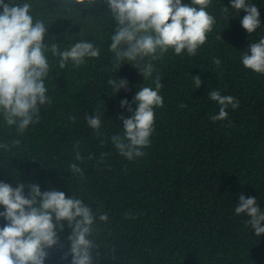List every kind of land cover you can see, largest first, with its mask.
I'll use <instances>...</instances> for the list:
<instances>
[{
  "label": "trees",
  "instance_id": "16d2710c",
  "mask_svg": "<svg viewBox=\"0 0 264 264\" xmlns=\"http://www.w3.org/2000/svg\"><path fill=\"white\" fill-rule=\"evenodd\" d=\"M22 2L31 3L34 22L43 20L49 27V47L56 43L63 51L85 40L100 55L86 57L79 67L69 61L61 69L59 57L45 53L51 102L41 106L39 123L23 134L0 116V144L20 141L10 151L0 148V182L13 188L18 182L36 184L42 193L56 189L66 198L81 199L97 217L89 237L96 246L93 264H264V234L257 237L246 223L250 218L234 211L244 195L256 198L264 212V75L241 62L249 44L264 37V0H247L260 12V28L251 35L241 26L243 10L237 15L231 0H212L207 11L216 22L197 54L176 55L170 49L147 80L126 62L114 69L109 46L116 25L104 0L76 9L62 0H16ZM223 6L229 13L222 12ZM214 58L220 59L219 68ZM157 74L163 107L154 108L145 155L129 161L111 142V136L123 135L119 117L131 116L120 103L127 99L135 109L136 92L155 89ZM196 76L202 81L199 89ZM109 79H126L127 91L113 95ZM213 90L239 101L222 121L210 119L220 107L207 98ZM97 110L102 113L99 134L87 125ZM72 163L82 168L83 177L71 173ZM103 213L107 222L98 219ZM63 223L59 244L45 264H71V256L62 259L71 234ZM4 224L0 219V228Z\"/></svg>",
  "mask_w": 264,
  "mask_h": 264
},
{
  "label": "clouds",
  "instance_id": "9594fccd",
  "mask_svg": "<svg viewBox=\"0 0 264 264\" xmlns=\"http://www.w3.org/2000/svg\"><path fill=\"white\" fill-rule=\"evenodd\" d=\"M71 9L76 5L88 8L96 0H62ZM115 22L114 34L111 35L110 52L114 55V69H121L122 62L132 65L147 80L156 71L155 62L161 60L168 51L174 50L180 55L185 50L189 56H195L197 50L205 44L208 34L213 30L215 17L207 11L212 0H191L182 4V0H104ZM32 5L29 2L16 3L0 0V116L8 126H15L17 133L23 134L32 124L39 123L41 106L50 103L46 95L45 79L49 73V63L45 55L59 57V67L65 68L69 61L76 67L85 62V58H97L100 50L93 43L80 40L69 49L61 51L59 45L45 43V34L49 27L43 20L34 22L30 14ZM231 10L237 15L243 10L246 15L241 20L242 28L253 34L260 28V12L255 4L247 0H231ZM229 13V8H222ZM221 39L219 35L217 37ZM222 40V39H221ZM241 62L245 69L264 75V37L258 42L249 44L248 50L242 53ZM213 63L219 68L221 61L214 58ZM125 64V63H124ZM195 86L200 88L199 76L193 77ZM155 89L141 87L132 101L122 100L120 107L126 108L131 116H120L123 123V135L111 136V142L118 153L132 161L145 155L143 149L150 146L153 133L154 108L163 107V98L159 92L163 85L157 74L154 79ZM108 85L113 95L121 89L127 91L126 79H109ZM209 100L219 107L218 115L210 119L222 121L227 118L229 106L239 108V101L232 96L221 95L219 91L208 92ZM181 108L187 105L181 104ZM72 121L76 117H70ZM102 113L99 110L87 117V125L97 134L101 128ZM20 141L14 140L11 145L0 144V148L10 151L18 147ZM79 144L75 159L82 160ZM91 159V157H89ZM73 175L83 177L84 172L76 163L70 166ZM25 188L28 189L25 194ZM0 219L5 224L0 228V264H45L50 251L59 244L58 233L67 222L71 234L68 253L71 264H93L92 252L94 242L92 235L94 222L97 219L91 208L81 199L71 196L66 198L62 191L52 189L41 192L36 184L11 185L0 182ZM235 214H246V222L257 237L264 234V212L257 206L256 198L239 196ZM126 218L128 214L125 213ZM98 219L108 221V214H100Z\"/></svg>",
  "mask_w": 264,
  "mask_h": 264
}]
</instances>
